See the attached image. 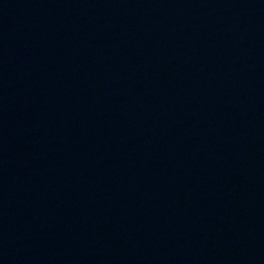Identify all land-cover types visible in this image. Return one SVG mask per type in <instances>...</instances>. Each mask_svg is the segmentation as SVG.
<instances>
[{
  "label": "water",
  "instance_id": "95a60500",
  "mask_svg": "<svg viewBox=\"0 0 264 264\" xmlns=\"http://www.w3.org/2000/svg\"><path fill=\"white\" fill-rule=\"evenodd\" d=\"M0 264H264V0H0Z\"/></svg>",
  "mask_w": 264,
  "mask_h": 264
}]
</instances>
